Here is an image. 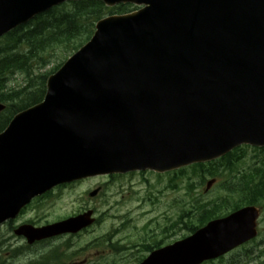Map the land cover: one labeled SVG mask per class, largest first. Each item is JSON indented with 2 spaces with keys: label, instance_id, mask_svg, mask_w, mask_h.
<instances>
[{
  "label": "water",
  "instance_id": "1",
  "mask_svg": "<svg viewBox=\"0 0 264 264\" xmlns=\"http://www.w3.org/2000/svg\"><path fill=\"white\" fill-rule=\"evenodd\" d=\"M68 1L82 0H0V38ZM91 1L144 8L98 22L49 77L43 102L0 134V224L63 183L166 172L244 143L264 146V0ZM90 215L15 234L32 244L77 231ZM257 215L246 208L212 222L186 241L184 257L160 264L229 251L256 235Z\"/></svg>",
  "mask_w": 264,
  "mask_h": 264
},
{
  "label": "rangeland",
  "instance_id": "2",
  "mask_svg": "<svg viewBox=\"0 0 264 264\" xmlns=\"http://www.w3.org/2000/svg\"><path fill=\"white\" fill-rule=\"evenodd\" d=\"M64 60L63 56L52 57L45 68L35 73L49 72ZM18 78L21 82L23 77ZM258 155L261 154L248 150L244 164H252L256 161L255 156ZM199 175L192 177L191 170H187V176L178 173L176 176L173 175L174 177L164 176L160 179L156 176L140 174L118 178L111 182L105 178H99L80 186H73L65 190L61 198L44 205L41 209L38 210L36 205L32 207L21 218L15 220L13 226L17 228L21 224L31 222L46 225L57 222L60 218H66L80 208L82 195L86 190H93L99 184L105 183L106 191L102 192L93 204L96 217L100 222L89 232L34 247L29 246L23 237H16L13 230H10L9 224L5 225L0 229L2 264H33L37 260L43 263L53 251L62 259L61 262L66 264L80 263L83 260H86L87 264H133L134 252H119L113 248L116 243L122 245L121 238L125 242L129 237L133 241L136 240L139 236L138 228L147 221H153L152 231L162 229L169 220L177 219L182 210L192 202L193 196L199 197L201 194L202 200L209 201L224 194L222 183L227 179L226 175L221 178V183L215 184L207 194L204 190L210 178L207 177L204 184L200 185L202 180ZM190 183L194 186L191 187ZM196 185L198 189L195 188ZM131 222L134 224H130ZM260 231L261 240L258 239L260 240L258 244L264 240V217ZM180 237L181 235H177L175 240ZM103 238H112V240L105 245H100ZM258 248L257 245L251 246L250 249L253 250L250 253L257 251ZM17 249L19 251L14 253ZM256 255V262L250 260L246 264L264 263V254Z\"/></svg>",
  "mask_w": 264,
  "mask_h": 264
},
{
  "label": "trees",
  "instance_id": "3",
  "mask_svg": "<svg viewBox=\"0 0 264 264\" xmlns=\"http://www.w3.org/2000/svg\"><path fill=\"white\" fill-rule=\"evenodd\" d=\"M131 8L130 5H121L109 9L101 2H71L38 16L30 24L5 36L0 41V103L6 105V110L0 114V133L18 112L44 99L48 77L63 63L46 73L36 74L37 70L45 68L52 57L63 56L66 60L78 51L93 36L96 23L106 15L128 13ZM19 76L23 77L21 82ZM241 157L243 154L229 155L223 163L231 175ZM210 175L218 176L216 170ZM248 179L243 182L241 192H235L234 180H229L226 184L227 195L202 205L201 217L191 220V232L195 230L197 221L202 223L242 205L258 204L264 200V174L259 172L258 182L254 175ZM233 194L238 197L234 198ZM196 204L199 203L194 201L193 207ZM182 214L189 217L196 214V211L187 213L184 210Z\"/></svg>",
  "mask_w": 264,
  "mask_h": 264
},
{
  "label": "flooded vegetation",
  "instance_id": "4",
  "mask_svg": "<svg viewBox=\"0 0 264 264\" xmlns=\"http://www.w3.org/2000/svg\"><path fill=\"white\" fill-rule=\"evenodd\" d=\"M84 184V183H82ZM81 184V185H82ZM67 190V187H61L59 189H57V198H61L63 195V191ZM55 193V192H54ZM53 193V194H54ZM52 194V195H53ZM101 194H99L98 196H100ZM50 196H48L49 198ZM97 198V197H96ZM96 198H91V199H86L84 198V202L81 203L80 209L76 212L73 213L71 215L68 216H75L77 214H81L84 213L88 210H93L95 212V208L93 206L94 201L96 200ZM67 218V217H66ZM65 219V218H63ZM61 218V220H63ZM100 222V221H99ZM130 224H134V222H131ZM152 226H153V221H147L145 222L142 226H140L137 230L139 236L136 240H132L131 237L126 239V242L123 238H121L120 240L123 242L122 245L119 243H114L115 245H113V248L115 251H119V252H134V254L132 255V257H134V261L132 262L133 264H140L141 262H143L154 250L169 244L170 242H172V240L175 238V236L178 234V230L179 228L176 227V221L175 220H169L167 222V225L165 227H163L162 229H159L157 231H152ZM90 229L85 230L86 232H89ZM69 237L67 236H63V237H54L51 239H47L44 241H41L40 244H50L58 239H63ZM112 240V238H103L102 239V243H100V245H105V243H108ZM62 259L57 256V254L53 251V253H51L49 255L48 259H45V262H40V264H63L64 262H61ZM86 260L81 261L80 263H75L72 262V264H87L84 262ZM131 264V263H130Z\"/></svg>",
  "mask_w": 264,
  "mask_h": 264
}]
</instances>
